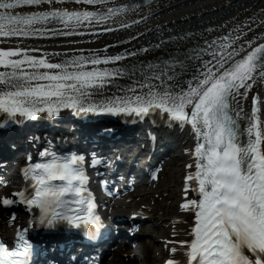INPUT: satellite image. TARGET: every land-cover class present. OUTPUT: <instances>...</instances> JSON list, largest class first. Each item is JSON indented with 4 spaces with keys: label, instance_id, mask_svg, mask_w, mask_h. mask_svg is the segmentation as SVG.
<instances>
[{
    "label": "snow or ice",
    "instance_id": "1",
    "mask_svg": "<svg viewBox=\"0 0 264 264\" xmlns=\"http://www.w3.org/2000/svg\"><path fill=\"white\" fill-rule=\"evenodd\" d=\"M43 2L0 0V36L44 35L34 25L54 22L75 27L85 21H107L129 10L125 4L107 7L108 0H77L90 5L99 3L107 10L51 7L28 13L15 11L19 6H39ZM237 32L243 35L239 25L227 35L204 41L207 47L195 51L194 58L201 61V54L207 53L211 59H203L198 67L187 63L193 58L187 55L183 60L170 57L162 64L121 66L116 62L136 53H93L51 62L45 56L28 54L30 50L26 48H0V125L8 120L35 119L42 112L54 116L62 109H71L76 115L132 114L141 119L159 112L169 122H178L181 127L189 125L195 143L185 151L194 158L195 170L183 178L186 198L179 208L190 213L194 222L190 223L189 239L169 243L182 246L183 264H264V96L250 95L254 85L264 83V43H255L264 38V33L245 38V49L243 45L233 46L240 41ZM109 64L113 66H103ZM177 65L180 73L175 71ZM191 68L195 71L189 79H177ZM124 78L131 83L120 84ZM109 86L114 91L105 95ZM236 97H250V114L239 107ZM40 156L51 158L22 169L31 191L22 188L11 197L2 196L0 205L23 203L28 209L35 206L40 210L37 224L49 228L59 222L83 225L86 235L95 240L102 218L85 187L88 176L84 156H57L47 149ZM92 163L100 161L93 158ZM187 167L191 169L193 165ZM159 171L156 168L151 172L153 179ZM189 189L197 193L195 198L189 197ZM72 205L78 211H71ZM10 219L15 221L14 213ZM15 236L11 246L0 240V264H29L33 245L22 232L16 231ZM169 251L176 253L177 248ZM163 264L181 262L169 257Z\"/></svg>",
    "mask_w": 264,
    "mask_h": 264
},
{
    "label": "bare ground",
    "instance_id": "2",
    "mask_svg": "<svg viewBox=\"0 0 264 264\" xmlns=\"http://www.w3.org/2000/svg\"><path fill=\"white\" fill-rule=\"evenodd\" d=\"M62 1V2H58ZM264 0H159L148 6H143L132 13L115 18L102 23H90L77 28H68L55 30L47 33H63L67 31L79 32L77 36H64L55 39L40 38L39 40L7 39L0 37V47L6 48H26L29 53L37 56H46L51 62H62L65 59L85 51L100 53L103 55H117L121 51L127 53L135 52V56H125L124 60L116 62L121 66H131V60H142L146 56H151L160 51L155 50L159 46H167L169 42H163L168 37L181 36L180 45L193 44L198 40L212 38L215 35L228 33L230 29L240 26L243 35L239 32L240 41L234 47H241L245 38L252 39L264 33V10L253 16L259 9L263 8ZM51 7L67 8L70 10L89 8L77 4V0H52V3H46L42 8ZM136 21V23H132ZM248 21V23H245ZM125 25L121 27L120 25ZM49 27V26H48ZM47 27V29H49ZM54 27V26H52ZM107 28L109 31L97 32L100 29ZM211 30V31H209ZM128 39V40H127ZM16 41V42H14ZM264 41V38L257 39L255 43ZM179 46V45H177ZM247 49V45H243ZM146 51H142L145 50ZM203 59H211L208 54L201 56V61L195 60L191 65L199 66ZM139 66L141 63H135ZM113 66V65H109ZM195 68L189 69L186 74H182V79H189ZM124 82V79L119 80ZM156 83H159L156 81ZM186 87V85H185ZM114 89L109 87L105 95H110ZM264 92V83H257L251 90L250 95L262 96ZM119 94V93H117ZM238 104L243 105L244 112L250 114L251 99H245L242 103V97H238ZM184 139L181 138L180 142ZM168 169L164 173L163 179L152 185L149 184L143 193L138 188L133 194H130L131 203L124 208V212H133L141 207L149 215L151 224L150 235L146 231L140 232L135 237L138 242L134 255L132 251H123L114 253L110 260L105 264H159L160 255L166 256L163 250H160L162 243L160 239L168 238L170 230H173L175 236L172 241L183 239L190 226L189 213L183 211L179 213L177 207L180 201L177 187L180 179L179 169L176 160L167 162ZM149 189H153L149 192ZM174 201L177 204L174 205ZM174 217H181L180 222H173ZM149 225V224H147ZM147 225L145 227H147ZM0 228H2L0 224ZM143 238V240H141ZM180 244H172L176 247V256L180 254ZM125 256H122L123 254Z\"/></svg>",
    "mask_w": 264,
    "mask_h": 264
},
{
    "label": "rangeland",
    "instance_id": "3",
    "mask_svg": "<svg viewBox=\"0 0 264 264\" xmlns=\"http://www.w3.org/2000/svg\"><path fill=\"white\" fill-rule=\"evenodd\" d=\"M151 234V233H150Z\"/></svg>",
    "mask_w": 264,
    "mask_h": 264
}]
</instances>
